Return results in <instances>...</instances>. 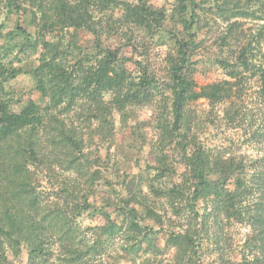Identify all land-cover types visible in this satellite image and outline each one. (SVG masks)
Wrapping results in <instances>:
<instances>
[{
  "label": "trees",
  "instance_id": "trees-1",
  "mask_svg": "<svg viewBox=\"0 0 264 264\" xmlns=\"http://www.w3.org/2000/svg\"><path fill=\"white\" fill-rule=\"evenodd\" d=\"M6 1L13 11L32 0ZM35 3L42 13L41 24H37L39 32L46 34L53 23L85 29L95 35L97 46L96 51L82 54L71 64L63 63L66 54L61 46L50 48L45 42L40 63L34 68L36 88L47 98L42 108L29 100L19 111L13 110L6 83L20 71L0 60V258L5 259L8 248L17 255L26 249L29 264H95L93 261L97 259L100 264H113L105 259V254L111 241L119 239L120 250L134 260L142 250L149 252L156 248L152 242L156 230L148 220L162 219L155 212L158 205L145 201L143 212L131 205L137 196L122 200L121 206L108 202V206L97 210L105 215L104 223L85 229L92 232L88 238L73 225L70 216L60 217L66 216L65 208L78 217L86 209L97 208L86 198L69 201L64 194V207L42 209L40 196L29 178L35 168V173L41 170L40 173L53 175L63 183L57 177L58 172L87 169L88 144L75 126L66 123L64 115L74 111L79 120L94 125L95 133L102 135L104 142L111 139L114 112L128 119L139 103L151 104L153 91L158 88L159 82L150 76L149 60L132 62L133 57L102 45V19L96 22L94 11L103 14L111 11L109 25L118 34L124 32L121 36L127 37L128 45L136 48L132 37L137 31L139 35L159 31L165 36L162 31H167L163 28L166 9L155 8L148 0H36ZM205 4L214 7L223 22L227 21V32L220 38L221 49L227 54L215 59L225 77L198 89L192 77L191 56L197 46L193 26L201 20L197 10ZM178 7L181 12H191L190 20L182 21L189 39L174 30L169 32L176 40L177 53L168 54L170 118L162 121L159 129L155 178L171 175L178 165L183 171L171 187H162L157 193L158 188L152 189L156 197H164L181 223L171 228L162 225L166 244L174 248V264H208V248L211 243L220 244L214 230L225 221L246 230L242 235V259L234 264H264V146L261 156L247 161L227 149L215 147L209 139L223 123L241 126L245 121L244 100L253 98L264 131V61H259V55L264 53V0H180ZM117 10L120 12L115 16ZM234 18L249 22L248 34L233 30L236 22L230 21ZM113 20L118 23L116 28ZM18 29L20 35H27L24 29L19 26ZM139 52L142 56L146 54L145 49ZM128 63L134 64L139 74L130 71ZM253 77L255 85L248 82ZM199 100H205L206 107L200 111L191 109ZM168 152L176 165L169 164ZM97 173L92 171L91 176ZM124 185L131 195V184ZM66 190L67 185L62 188ZM107 207H114L116 218L121 221ZM122 210L128 219L122 217ZM145 243L147 246L143 247ZM218 264L227 263L220 260Z\"/></svg>",
  "mask_w": 264,
  "mask_h": 264
},
{
  "label": "rangeland",
  "instance_id": "rangeland-1",
  "mask_svg": "<svg viewBox=\"0 0 264 264\" xmlns=\"http://www.w3.org/2000/svg\"><path fill=\"white\" fill-rule=\"evenodd\" d=\"M155 8H165L167 18L164 20L163 28L167 31H154L150 35L141 33L133 36L136 48L128 45V38L121 36L124 32L118 34L109 24V16L111 11L106 13L94 11V19L103 24V32H101V42L106 48L112 50H120L125 57H133L132 62L137 59L150 61V76H153L159 82L158 88L153 91V100L151 104L139 103L132 115L128 119H123L122 114L114 112V122L111 125V139L102 142V135L95 133L94 125L88 126L87 122L79 120L74 111L68 113V117L64 115L66 123L75 126L78 132L83 136L88 144L85 153L89 156V163L86 164L87 169L77 171L58 172L59 180L63 179V183L56 181L52 175L48 173H40L41 170L32 171L29 178L32 187L40 196L41 208L48 210L50 207L61 205L64 207L65 195L69 201L85 199L97 209H86L84 213L75 215L70 208L66 209L67 218L73 221L74 226H78L81 234L88 238L92 236V232L85 231L91 226L101 225L105 221V215H101L97 210L104 206H108V202L122 205V200L129 196H137V201H132L131 205L137 210L146 211L145 201L153 202L158 205L156 213L162 219L148 220L149 225L155 228L156 248L150 249L149 252L140 253L136 259L128 258L125 253L120 250V241L115 239L111 241V246L107 249L105 259L110 260L113 264H174V248L168 247L166 244V232H163L162 225L170 228L174 225L179 227L181 223L172 214V208L165 203L164 197H156V193L164 187H171V183L175 182L183 167L178 165L177 170L166 177L160 179L155 178L156 167L158 166V133L161 124L169 120V92L167 90L168 77V58L169 55H176L174 36L169 33L171 30L179 33V36L189 39L184 29V20H190L191 12L180 11L178 7L180 0H148ZM200 1V0H198ZM36 0L23 3L21 9L9 10L6 0H0V60L11 65L12 68L18 69L20 72L15 78L10 79L6 83L7 96L13 100V110L19 111L21 106L25 105L29 100H34L39 107L46 104L47 98L36 88L34 68L40 63L43 46L46 44L50 48L61 46L60 49L65 52L66 58L63 57V63H73L79 59L82 54L96 51L95 35L88 30L61 27L60 24L51 26L45 34L42 30L38 31L37 24H41L42 13ZM120 8V7H119ZM119 10L115 12V16L119 14ZM200 14L199 20L193 26V32L197 35V46L193 50L191 56L192 66L194 68L192 77L197 88L217 82L225 77L224 71L215 64V59L226 55L225 49H221V39L226 34L227 21L223 22L219 17L217 10L209 4H205L201 9L197 10ZM112 20V19H111ZM115 21V20H113ZM183 21V22H182ZM230 22H236L233 30L248 34L249 22L242 19H232ZM116 26L118 23L115 21ZM18 26L26 31L27 35L19 34ZM125 28L127 26H124ZM30 34L31 37L28 35ZM243 37V36H242ZM221 38V39H220ZM61 39V41H60ZM25 43V44H24ZM28 44L36 45L31 48ZM43 49V50H42ZM145 49L146 54L140 55L139 50ZM80 53V54H79ZM259 61H264V53L259 55ZM58 60L62 61L58 56ZM130 71L139 74L138 69L132 63H128ZM248 82L252 85L257 83L255 77L248 78ZM254 86V90H255ZM191 109L197 111L206 107L205 100H199L196 104H192ZM193 109V110H194ZM259 107L255 98L244 100V118L242 125H233L223 123L218 129L209 136L215 147L227 149L237 157L251 160L256 156H261L264 138L262 130V122L259 119ZM138 119H137V118ZM160 117H163L160 119ZM92 132V134H91ZM46 139L43 138V141ZM44 146L45 143H44ZM264 154H262L263 156ZM170 165H176L175 158L168 152L166 153ZM83 163V162H82ZM172 168V167H170ZM90 169V171H89ZM46 171V169H44ZM99 173L92 174V171ZM59 171V168H57ZM56 177V178H57ZM131 184V195L128 186ZM67 185L66 191L62 188ZM65 194V195H64ZM64 195V196H62ZM116 220V211L114 207H107ZM122 217L129 216L122 210ZM221 226V228H220ZM214 230V235L218 237L219 245H213L208 248L210 253L208 264H218L220 260H224L227 264L237 263L242 259L244 248L242 247V235L246 231L244 227L226 223L225 221ZM53 238H49L52 240ZM213 241V238H212ZM143 247L147 246L145 243ZM5 259L0 258V264H29L26 249L17 255L13 249L5 250ZM100 260L93 261L100 264Z\"/></svg>",
  "mask_w": 264,
  "mask_h": 264
}]
</instances>
